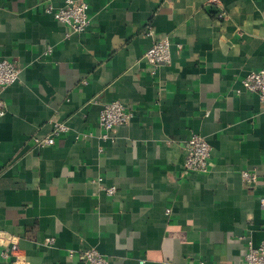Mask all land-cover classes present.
Listing matches in <instances>:
<instances>
[{
	"label": "crops",
	"instance_id": "obj_1",
	"mask_svg": "<svg viewBox=\"0 0 264 264\" xmlns=\"http://www.w3.org/2000/svg\"><path fill=\"white\" fill-rule=\"evenodd\" d=\"M64 1L0 0V61L19 69L0 91V249L16 243L18 264L90 248L108 264H245L264 240V113L241 86L264 66V0H217L221 20L212 0H74L89 25L73 34L45 10ZM161 37L170 63L152 69ZM111 102L133 116L103 141ZM53 123L67 131L36 147ZM193 133L212 148L205 173L183 169Z\"/></svg>",
	"mask_w": 264,
	"mask_h": 264
},
{
	"label": "built area",
	"instance_id": "obj_2",
	"mask_svg": "<svg viewBox=\"0 0 264 264\" xmlns=\"http://www.w3.org/2000/svg\"><path fill=\"white\" fill-rule=\"evenodd\" d=\"M211 4L216 7L215 17L217 19L225 18V13L222 10L217 0H212ZM88 6L83 2H76L74 0H65L62 7L54 10L52 6L48 5L45 10L51 14L53 18L66 25L71 34L82 33L89 25V18L87 15ZM151 35V31L146 32ZM66 36H69L67 34ZM170 47L171 41L168 37H161L156 39L149 49L144 53L143 57L147 64L156 69L160 65H167L170 63ZM50 51L47 50L46 54ZM19 78V69L7 60L0 61V91L15 84ZM241 86L245 93L255 96L258 100L260 111L264 113V66L258 71L248 73L242 80ZM240 91H237L239 93ZM6 112V105L3 99L0 98V119L4 117ZM132 113L126 110L120 103L111 102L102 106L98 115V128L102 131L100 139L107 141L111 139V134L116 128L127 125L132 119ZM67 131L66 125L63 123H53L52 132L45 137L34 136L32 138L33 144L38 148L51 147L55 145L56 138ZM185 153V160L183 169L185 172L205 173L208 170L209 161L211 157L212 148L206 140L198 134H191L189 139L183 146ZM240 178L246 188H251L257 181V175L254 171H241ZM115 187H107L105 192L108 196H113ZM260 205L264 208V199H261ZM45 244L51 246L54 244L53 238L45 239ZM19 252L16 243H12L8 247L0 249V258L4 261L14 259L13 264H18L17 254ZM72 255V252L69 253ZM80 264H108V259L94 248L82 250L78 254ZM245 264H264V240L254 247L248 244L245 255ZM203 264V263H200Z\"/></svg>",
	"mask_w": 264,
	"mask_h": 264
}]
</instances>
